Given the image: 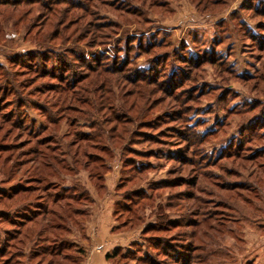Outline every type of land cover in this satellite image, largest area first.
<instances>
[{"label":"trees","instance_id":"trees-1","mask_svg":"<svg viewBox=\"0 0 264 264\" xmlns=\"http://www.w3.org/2000/svg\"><path fill=\"white\" fill-rule=\"evenodd\" d=\"M137 1L143 6L145 0ZM195 1V6H201L202 11H213L225 5L223 0ZM99 3V0H0V18L24 22L26 36L33 33L36 43L35 49L18 54L22 58L8 59L6 67L0 64V175L4 178L0 182L5 184L13 178L21 182L15 187L0 189V264L13 263V257L26 264H81L82 247L73 240L65 241L73 228L81 235L93 203L88 188L78 176L85 173L86 180L101 195L105 192L104 176L114 159H118L120 165L114 186L112 216L115 226L112 230L134 228L141 221L142 211L155 208L159 211L158 220L165 224L146 225L142 229L144 236L149 232L190 227L185 231L187 234L178 231L177 237L186 234L183 236L189 241L206 239L209 245H216L223 239L220 224L195 219L168 221L162 206L155 203L159 198L158 189L185 186L188 183L185 177L176 175L142 187L151 167L148 158L161 154L163 143V135L159 133L161 121L147 117L157 104L174 111L175 116L164 113V120L180 123L183 114L188 117L191 108L183 101L186 93H175V90L190 80L188 71L197 70L205 60L194 62V58L181 56L182 67L178 66L166 76L155 67L170 55L156 51L166 44L143 46L138 40L133 44L131 35L125 36L124 49L113 46L115 53L123 54L111 57L105 47L117 25L104 19L98 21L96 6ZM242 6L239 10L246 9ZM247 10L252 17L264 18V1L257 0V6L250 5ZM125 12L141 22H148L141 10ZM233 15L237 13L234 11L230 16ZM238 24L241 26L243 22ZM257 27L264 32L263 23ZM96 46L103 49L93 53ZM132 46L138 53L130 58ZM141 55L146 56L148 67L142 68L134 62ZM233 76L242 81L250 80L239 74ZM156 94L158 97H154ZM27 108L36 110L40 119H44L43 123L36 125L26 114ZM245 112L254 113L247 122L239 124L236 143L223 147L217 160H238L237 165L242 168L248 164L252 171L246 178L255 186L241 182L221 186L226 192L248 187L252 190L256 186L264 191V161L260 160L264 157V145L253 149L243 147L244 140L251 144L263 139L264 133H258L257 129L264 130V105L254 102ZM62 118L67 120L68 126L67 131L59 135ZM81 119L86 125L78 121ZM183 123V131L193 142L204 141V134L192 131L188 121ZM85 126L87 131L83 129ZM244 132L247 133L245 139ZM187 140V146L188 143L191 146V141ZM134 144L155 147L138 150L132 147ZM188 149L189 146L184 151ZM167 158L174 159L179 166L189 162L185 153ZM227 173L238 174V171L227 169ZM70 176L76 179L64 185V177ZM173 198L179 208L184 207L186 200L194 199L192 196L172 197L170 193L165 203L167 208L174 206ZM32 200L43 206H33ZM145 239L151 244L159 239L158 242L168 244L172 251L171 246H174L178 253L170 255L171 263H192L188 243L177 241L175 237L165 243L159 235H147ZM104 258L111 263H117L119 258L136 259L132 254L122 253L120 247L105 253ZM136 261L158 264L153 257H139Z\"/></svg>","mask_w":264,"mask_h":264},{"label":"rangeland","instance_id":"rangeland-1","mask_svg":"<svg viewBox=\"0 0 264 264\" xmlns=\"http://www.w3.org/2000/svg\"><path fill=\"white\" fill-rule=\"evenodd\" d=\"M99 1L100 3L96 6L98 21L104 19L117 25L105 47L111 57L123 54V52L115 53L113 46L124 49L126 47L124 38L131 35L134 37L133 44L137 40L143 46L147 43L166 44L156 51L170 55L162 64L155 65L156 69L165 73L166 76L167 73L175 72L178 66L182 67L181 56L194 58V62L205 60L197 70L188 71L191 74L190 80L184 81L181 88L175 90V93L179 91L181 94L186 93L184 96L187 98L183 101L188 108H191L187 113L188 117L183 114L180 123L164 120V113L175 116L174 111L168 107L160 108L158 104L147 117V119L156 117L161 121L159 133L163 135V143L161 154L148 158L151 167L145 174L142 187L147 188L176 175L185 177L188 181L185 186L175 189L160 188L156 191L159 198L155 203L162 206V212L167 215L168 221L169 219L182 222L187 219L200 222L203 220L209 224L216 222L220 224V228H223L221 235L223 239L220 242L217 241L216 245H209L206 239L187 240V236L183 235L187 234L185 231H189L190 227L154 234L149 232L144 236L142 229L146 225L165 224V221L158 220V210L146 208L141 212V221L131 228L137 230V241L130 246H120L122 253L132 254L136 259L153 257L158 264H173L170 255L178 253L175 247L171 246L173 244L169 245L175 251H172L168 244L164 246L158 242L159 239H155L153 244L145 239L147 235H159L164 238L162 240L165 243H169L173 237L177 241L188 243L189 255H192L190 264H264V191L261 186H256L252 190L248 187L247 190L223 191L221 186L224 187V185L241 182L252 187L255 184L246 178L252 171L248 164L242 168L237 165L240 163L238 160H217V154L223 147L236 143L240 134L239 124L247 122L254 113L245 112L249 104L259 102L264 105V32L257 27L259 23L264 25V18L252 17L251 12L247 10L250 5L257 6V0H223L225 5L216 7L213 11H202L201 6H195V0H145L143 6L137 0ZM242 5L246 9L239 10V6ZM133 9L141 10L142 17L148 22H141L140 19L125 12L126 10L131 12ZM234 11L237 15L231 17ZM239 21H242L243 25L240 26ZM32 36L33 33L26 36L24 22L0 18V64L6 67L8 59L13 57L20 59L23 56L18 54L35 49L36 43ZM102 49L96 46L93 53ZM129 51L130 58L138 53L135 46H132ZM145 57L141 55L134 62L142 68L148 67ZM235 74L250 80L242 81L234 78ZM31 100L36 102L33 97ZM229 110L233 112L229 113ZM26 114L35 120L36 125L44 121L43 118L40 119L38 112L31 108L26 109ZM185 120L192 125V131L205 135L203 142H193V138L183 131ZM78 121L86 125L85 120ZM67 126V120L62 118L58 134L61 135L67 131ZM83 129L87 131L86 126ZM257 131L264 133V130L257 129ZM242 135L244 139L247 137L245 132ZM187 139L191 141V146L188 143L189 149L184 151V148L188 147ZM260 145H264V137L251 144L243 141L245 149L247 147L253 149ZM132 147L148 150L155 146L134 144ZM183 153L189 162L181 166L174 159L167 158L169 155L176 158ZM260 160L264 161V157ZM212 162L215 164L211 165ZM119 165L118 159L111 161L109 172H113L112 176L118 172ZM227 169H235L238 174H233L234 172L228 174ZM64 178V185H70L76 179L73 176ZM78 178L86 183L85 173L81 172ZM1 179L4 178L0 175V181ZM19 183L21 182H17L16 178L5 184L0 182V189L15 187ZM170 193L172 197L192 196L194 199L186 200L184 207L179 208L176 206L177 200L173 198L171 203L174 206L167 208L165 203ZM175 193L180 194L175 195ZM31 203L33 206H43L40 202L33 200ZM89 209L92 207L89 206ZM178 231L186 234L177 237ZM79 235L78 230L73 228L68 237L66 235L68 240L65 239V241H74ZM70 250L73 251V248ZM136 259L119 258V262L111 264H139ZM11 261L13 263L10 264H26L17 257H13Z\"/></svg>","mask_w":264,"mask_h":264},{"label":"crops","instance_id":"crops-1","mask_svg":"<svg viewBox=\"0 0 264 264\" xmlns=\"http://www.w3.org/2000/svg\"><path fill=\"white\" fill-rule=\"evenodd\" d=\"M107 172L104 176L105 192L99 195L86 180L93 203L90 205L89 216L85 220L81 235L74 242L82 247L84 255L81 264H111L104 254L120 246H130L136 242L137 230H112L115 220L112 216L114 186L118 172ZM111 175V177H110ZM121 248V247H120Z\"/></svg>","mask_w":264,"mask_h":264}]
</instances>
